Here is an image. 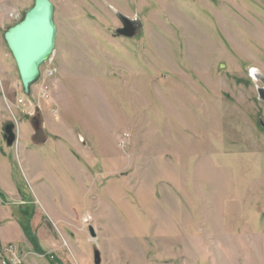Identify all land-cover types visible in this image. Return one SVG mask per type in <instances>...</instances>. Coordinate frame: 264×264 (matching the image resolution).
I'll return each mask as SVG.
<instances>
[{"label":"rangeland","instance_id":"obj_1","mask_svg":"<svg viewBox=\"0 0 264 264\" xmlns=\"http://www.w3.org/2000/svg\"><path fill=\"white\" fill-rule=\"evenodd\" d=\"M51 1L27 98L0 0V264H264V0Z\"/></svg>","mask_w":264,"mask_h":264},{"label":"water","instance_id":"obj_2","mask_svg":"<svg viewBox=\"0 0 264 264\" xmlns=\"http://www.w3.org/2000/svg\"><path fill=\"white\" fill-rule=\"evenodd\" d=\"M123 26L116 30L119 35L133 37L137 32L136 25L120 15ZM57 26L54 20V5L51 0H34L16 25L8 28L4 34L5 41L16 62L23 92L29 96L33 87L39 82L42 66L48 62L56 46ZM264 100V89H259ZM37 128V127H36ZM4 139L8 146H13L18 135L14 122H7L3 127ZM90 235L94 238V227L89 226ZM101 263L100 252L95 251V264Z\"/></svg>","mask_w":264,"mask_h":264},{"label":"crops","instance_id":"obj_3","mask_svg":"<svg viewBox=\"0 0 264 264\" xmlns=\"http://www.w3.org/2000/svg\"><path fill=\"white\" fill-rule=\"evenodd\" d=\"M0 64H1V60H0ZM14 91V90H13ZM17 91V90H16ZM11 94H14V96H15V93H13V92H10ZM19 96H24V97H27V98H30L31 97V95H32V92H31V94L29 95V96H26L25 94H24V92L23 93H21V91L20 92H16ZM11 104H12V106H14L15 108L16 107H18L17 105V99H15V100H13V101H11ZM0 111L1 112H6L5 111V106L0 102ZM5 118H7V117H4V119ZM3 119V120H4ZM7 120H8V118H7ZM2 124H3V122H2ZM4 127V126H3ZM21 129L23 130V134L25 135V139L26 140H28V141H30L31 140V142H33L32 140H33V138H29L28 136H27V134H28V132H31V129H32V126H31V123H29V121H27V122H24V121H22V124H21ZM2 131H3V128H2ZM184 132L185 133H188V131H186V130H184ZM22 136V135H21ZM23 138V136L21 137V139ZM187 139V138H186ZM19 143H20V145H21V140L19 141ZM216 155H217V153H216ZM1 176V175H0ZM2 184H4V180L3 179H0V190H1V193H2V195H0V199H1V197L4 199V197H8V194L12 191V192H14V191H17V192H20V190L17 188V187H14L13 185H12V189L11 190H9V192H7L6 191V189H4L5 187V185H2Z\"/></svg>","mask_w":264,"mask_h":264},{"label":"built area","instance_id":"obj_4","mask_svg":"<svg viewBox=\"0 0 264 264\" xmlns=\"http://www.w3.org/2000/svg\"><path fill=\"white\" fill-rule=\"evenodd\" d=\"M53 69H49V70H47V72L49 73V74H52L53 73ZM48 74V75H49ZM91 220V217L90 216H87L86 218H84V222L85 223H87V224H89V221ZM5 264H8L7 262H5Z\"/></svg>","mask_w":264,"mask_h":264},{"label":"flooded vegetation","instance_id":"obj_5","mask_svg":"<svg viewBox=\"0 0 264 264\" xmlns=\"http://www.w3.org/2000/svg\"><path fill=\"white\" fill-rule=\"evenodd\" d=\"M34 124H35V126L37 127V130H38V128H39V120L35 118V120H34ZM39 132H40V131H39ZM38 136H39V135H38Z\"/></svg>","mask_w":264,"mask_h":264},{"label":"trees","instance_id":"obj_6","mask_svg":"<svg viewBox=\"0 0 264 264\" xmlns=\"http://www.w3.org/2000/svg\"><path fill=\"white\" fill-rule=\"evenodd\" d=\"M0 195H2L1 190H0ZM25 230H26L27 233L30 232V231H29V228H28L27 226H25ZM32 239L35 240V238H33V236H32Z\"/></svg>","mask_w":264,"mask_h":264}]
</instances>
